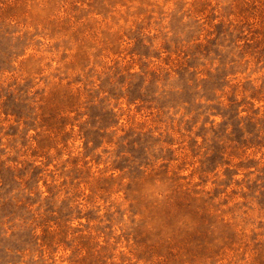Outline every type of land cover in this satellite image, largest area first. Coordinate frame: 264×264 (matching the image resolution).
<instances>
[{
  "label": "rangeland",
  "instance_id": "374dc122",
  "mask_svg": "<svg viewBox=\"0 0 264 264\" xmlns=\"http://www.w3.org/2000/svg\"><path fill=\"white\" fill-rule=\"evenodd\" d=\"M0 264H264V0H0Z\"/></svg>",
  "mask_w": 264,
  "mask_h": 264
}]
</instances>
